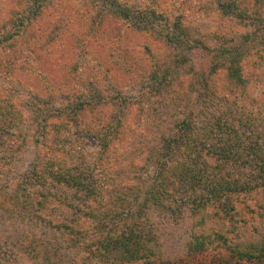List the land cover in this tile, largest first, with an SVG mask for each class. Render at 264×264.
Here are the masks:
<instances>
[{"label":"trees","instance_id":"obj_1","mask_svg":"<svg viewBox=\"0 0 264 264\" xmlns=\"http://www.w3.org/2000/svg\"><path fill=\"white\" fill-rule=\"evenodd\" d=\"M54 1L21 0L0 11V53L7 50L0 56V72L5 78L14 69L16 52L34 51L42 43ZM111 1L98 23L113 17L132 19L128 33L138 44L139 35L145 36L141 46L150 55L147 61L153 63L147 73L146 92L158 98L170 87L172 93L171 81L180 75L184 83L178 85L177 95L190 96L189 100L185 97L187 111L172 112L165 128L159 129L160 123L158 129L154 127V136L130 144L128 150L133 103L125 102L115 82L134 65L126 61L120 39L108 38L106 44L99 42L93 47L107 59H99L105 81L87 77L83 88L78 86L79 73L75 86L72 82L68 85L74 94L61 86L82 67L77 71L68 64L62 65L65 76L60 80L51 83L45 79L44 85L35 82L26 89L27 94L18 97L10 92L9 83H1L0 161H4L0 171L5 165L2 170L13 168L12 160L26 147L31 149L25 169L12 177L2 200L34 214L53 193L64 190L69 194V204H74L70 223H60L68 248L83 250V256L94 264H154L161 253L148 210L168 211L179 193L191 216L189 252L217 247L240 261H264V129L255 127L243 140L240 122L231 110L239 101L249 102V94L244 93L248 80L243 62L251 71L264 67V0H250L249 9L242 7L243 0H225L221 5V15L230 13L245 23L242 38L262 44L247 60L249 48L239 47L241 42L236 43L230 35L219 34V39L229 42L210 47L198 39L191 40L177 22L161 38L149 19L159 16L156 5L148 3L147 8L132 14L128 7ZM138 31L147 35H136ZM150 40L152 43H147ZM188 40L191 45H187ZM163 41L178 44L179 50L202 51V62L182 51L171 61L160 60ZM144 98L147 96L141 93L134 103ZM70 130L94 140L93 164L111 178L107 187L97 188L90 182L84 174L90 170L84 171V163H70L62 157L60 147ZM36 239L25 238L26 252L41 258L35 264H51L45 253L38 255Z\"/></svg>","mask_w":264,"mask_h":264},{"label":"rangeland","instance_id":"obj_2","mask_svg":"<svg viewBox=\"0 0 264 264\" xmlns=\"http://www.w3.org/2000/svg\"><path fill=\"white\" fill-rule=\"evenodd\" d=\"M20 1L0 0V11L10 8L12 5L15 6ZM108 1L112 2L111 0H55L50 5V20L45 28L42 43L34 51L28 53L16 52L11 76L5 78L0 72V84L9 83L10 92L14 93V97H18L23 92L27 94L26 89L35 82L44 85L46 83L44 82L45 79H49L51 83H53L52 80H60V77L65 76L64 72L61 71V67L68 64L69 66L74 65L77 71L79 66L82 67L78 72L74 70L71 77H67L69 80L61 86V89L63 87L69 89L70 95L74 94V90L70 89L68 85L71 82V85L75 83L74 81H76L79 73L82 76L79 78L81 85L78 86H83V88L87 86L86 82L85 84L82 83L87 77H91L94 81H100V83L104 80V65L99 62V59L105 58L104 55L99 56L97 52H94L93 47L97 48L99 42L106 44L108 38L115 41L120 39L119 46L125 52L126 61L134 65L130 68V73L120 76V79L115 82V86L120 89V95L125 99V102L133 103V107L130 109L133 113L130 112L129 117L133 132L131 138L128 139V147L136 141L149 139L150 135L154 136L155 133H152L155 131L154 127H157L160 123L159 129L165 128V123H170L172 117H169L172 112L182 109L185 113L188 109V106L185 107V105L190 96L188 94L185 96L177 95V91L180 89L178 85L184 83V78L178 75L177 77L174 76L171 81L173 85L171 87L172 93L170 87H168L161 97H150L151 94L146 92L148 85L147 73L148 70L152 69L153 63L150 64L147 61L150 55L141 46L143 45L142 42H146L143 40L145 36L142 35L141 37L139 35H147V33L136 32V35H139L138 44L136 43L137 38L134 39L128 33V24L132 20L129 17L126 19L105 18L98 23V18H102V12L111 6L108 5ZM113 1L117 5L128 7L132 14L138 9L147 8L149 4L151 7L156 5V8L160 9L157 13L159 16L149 19L154 22L153 26L159 32L161 38L165 32L171 31V24L179 22V25L182 26V29L186 31L191 40L198 39L201 43L210 47H217L221 43L229 42L223 38L219 39V34L230 35L236 43L241 42L239 47L249 48L245 60L249 59V55L257 47L262 46L260 40L251 44V42L248 43L246 39L242 38L243 31H246L243 21L238 20L235 15L230 13L225 12L221 15V5L225 3V0ZM250 4V0H243L242 7L249 9ZM262 9L264 11V7ZM259 27L263 29L261 21ZM148 39L151 38L148 36ZM147 43H152V40ZM161 45L160 54L162 57L160 60L166 58V60L171 61L175 56L178 57L180 51L187 57L192 59L194 57L197 63H201L204 57L203 52L200 50L192 51L188 48L179 50L178 48L181 47L171 41L170 43L164 42ZM187 45H191L190 40H188ZM103 50V53L107 54V49ZM6 52L7 50L3 53ZM3 53H0V56H3ZM106 60L104 61L106 62ZM243 74L248 80L244 93L249 94L251 98L249 97V102L244 104L239 101L231 107V110L235 112L236 118L240 122L239 133L244 140L252 130L255 131V127H259L261 130L264 129V67L251 71L243 62ZM73 77L76 78L71 79ZM54 90H56L55 87ZM141 93L142 95L145 94L147 98H144L140 103H134ZM59 100L52 106L55 107ZM26 116H29L27 112H25V120H28L29 117L26 118ZM64 142L65 145L60 147V150L64 151L62 157L69 159L70 163H84V171L86 168L90 170L88 173L84 172L85 175H88L90 182L98 186L97 188L107 187V184L112 181L111 178L95 169L93 164L94 153L97 148L94 140L79 131L70 130L69 136H66ZM55 145L53 144V146ZM130 147L131 145L128 150ZM30 150V146L26 147L24 151L17 155L15 160H12V163H14L13 168L2 170L7 167L5 165L0 171V264H35V261L41 260L39 257H33L31 252H26L24 240L32 236L38 239L34 243L38 255L45 253L51 264H94L83 256V250L68 248L64 231L61 230L64 223L68 225L72 220L70 208L74 204H69L68 192L62 190L53 193L51 200L46 205L38 208V211L34 214L2 200V192L8 187L7 184H9L12 177L17 174L16 172L25 169ZM61 151H59V154H61ZM175 199L176 201L172 203L168 211L148 210L152 231L156 236L161 253L160 260L154 264H264V261L257 260L253 262L240 261L237 258L230 257L229 254L217 247L189 252L187 243L190 234L191 216L183 195L177 193ZM87 242H91V240Z\"/></svg>","mask_w":264,"mask_h":264}]
</instances>
